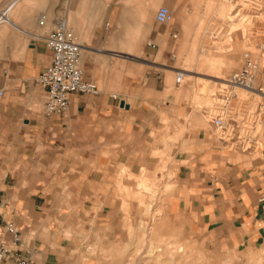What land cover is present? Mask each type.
Instances as JSON below:
<instances>
[{"label":"crops","instance_id":"1","mask_svg":"<svg viewBox=\"0 0 264 264\" xmlns=\"http://www.w3.org/2000/svg\"><path fill=\"white\" fill-rule=\"evenodd\" d=\"M37 2L0 23L1 212L20 230L18 247L35 248L34 264H138L126 217L143 210L128 195L138 193L135 179H165L173 236L189 244L203 235L264 264V148L237 159L214 131L195 127L173 70L141 56L192 37L194 0H73L81 66L99 92L70 93L58 114L44 113L35 76L51 58L37 34L62 3L45 4L44 23L40 12L24 21ZM163 3L167 24L154 15Z\"/></svg>","mask_w":264,"mask_h":264},{"label":"rangeland","instance_id":"2","mask_svg":"<svg viewBox=\"0 0 264 264\" xmlns=\"http://www.w3.org/2000/svg\"><path fill=\"white\" fill-rule=\"evenodd\" d=\"M8 1L3 0L0 7ZM48 2L53 3V6L62 3L63 6L65 0H39L26 10L24 21H30L33 17L35 19L39 12L49 15L44 8ZM25 4L26 0L20 1L9 16L18 21L17 16H23ZM160 5L171 9L168 4ZM65 7L72 29L73 0H68ZM49 10L52 13V9ZM190 18L193 19L191 38L178 37L172 44H167L166 50L159 48L155 53L141 56L146 61L155 58L160 69H175L172 71V81H175L177 70H186L188 73L182 76L178 86L185 93L187 109L194 119L195 127L213 131L214 115L224 113L226 128L223 133H229L232 126L229 119L232 116L229 111L221 110V86L215 79L227 78L232 70L239 67L242 64V52L248 48L258 52L256 84L263 86L264 90V0H194ZM237 92L246 94L257 104L262 102L261 97L242 88H237ZM254 120V117L246 118L237 113V141L233 134L230 137L216 135L223 148L230 150L237 159L248 160L259 155L264 148V113L257 123ZM135 181V191L138 193L128 196L137 200L143 211L126 217V223L132 225L128 232L129 238L136 244L132 248L131 261L139 260L138 264H261L256 254L221 251L213 247L203 235L196 236L197 239L189 244L180 235L173 236V225L164 215V197L170 191L169 183L165 179ZM137 195H142V199Z\"/></svg>","mask_w":264,"mask_h":264},{"label":"built area","instance_id":"3","mask_svg":"<svg viewBox=\"0 0 264 264\" xmlns=\"http://www.w3.org/2000/svg\"><path fill=\"white\" fill-rule=\"evenodd\" d=\"M2 1L0 0V3ZM8 2L2 8L0 7V20L8 19L5 13L15 4L16 0H9ZM47 19V14L40 12L39 20L41 23L48 21ZM171 19L172 13L168 7L162 5L156 9L155 20L157 22L167 24ZM37 35L43 38L46 46L51 51L50 62L35 76L37 83L43 86L45 90L42 102V109L45 114L64 112L69 106L70 93L94 95L99 92L96 82L84 76L81 66L82 45L68 24L66 7L61 6L57 9L52 25L43 33ZM148 44L154 46L151 41ZM257 53L248 48L244 49L242 64L232 70L228 77L224 79V85L220 87V99L223 101L221 110L222 112H230L231 118L235 119L236 123L232 122L229 133H223L226 128L225 115L224 113L215 114L213 131L216 135L230 137L233 134L237 141V113L245 115L246 118L254 117L255 123L260 120L261 114L264 113L263 86L256 84L259 70ZM182 76L183 74L177 70V83L181 81ZM237 88H242L245 91L261 92L262 102L258 103L255 109H252L248 114V103L238 96ZM2 93L3 88L0 86V95ZM113 97L116 98V95H113ZM259 201H264V195L259 197ZM1 204L0 197V264H4L7 256H10L11 264H34L33 254L35 248L25 246L20 249L18 247L21 244L20 230L13 220L3 219Z\"/></svg>","mask_w":264,"mask_h":264},{"label":"bare ground","instance_id":"4","mask_svg":"<svg viewBox=\"0 0 264 264\" xmlns=\"http://www.w3.org/2000/svg\"><path fill=\"white\" fill-rule=\"evenodd\" d=\"M243 1V0H242ZM20 2V0H16V2H15V4L10 8V9H8L7 11H6V17L8 18V19H3V20H0V23H9L10 22V20H9V15H10V11L15 7V5H17L18 3ZM245 2V1H244ZM9 2H7V3H5L3 6H5L6 4H8ZM245 3H247V2H245ZM246 5V4H245ZM2 6V7H3ZM1 7V8H2ZM5 16V15H4ZM48 16V15H47ZM47 20H49V17H48V19ZM67 21H68V19H67ZM69 24V23H68ZM238 24V23H237ZM155 64H159V63H155ZM262 66H264V64L262 65ZM170 70H175V69H171L170 68ZM182 74H183V76L185 75V73H186V71L185 70H182V71H180ZM214 78H217V77H214ZM220 79H225V77H221V78H219L218 77V79H215L216 80V83H219V87L221 86H223L224 85V81L223 80H220ZM248 92H251V93H253L255 96H261L262 95V93L261 92H258V91H254V90H250V91H248ZM264 93V92H263ZM237 94H238V96L240 97V98H242V99H244V100H246L247 101V103H248V114L252 111V109H255V107H256V105H257V102L255 103V101L254 100H252V99H250V97H248L246 94H244V93H241V92H237ZM253 102H254V104H253ZM247 113V112H246ZM249 116V115H248ZM229 121L230 122H233L234 124L236 123V120L235 119H233V118H231L230 117V119H229ZM244 129V128H243ZM239 130H241V128L239 129ZM241 144V143H240ZM239 145V144H238ZM144 204V203H143ZM149 207V206H148Z\"/></svg>","mask_w":264,"mask_h":264},{"label":"water","instance_id":"5","mask_svg":"<svg viewBox=\"0 0 264 264\" xmlns=\"http://www.w3.org/2000/svg\"><path fill=\"white\" fill-rule=\"evenodd\" d=\"M120 104H121V105H123L124 103H123V102H121Z\"/></svg>","mask_w":264,"mask_h":264}]
</instances>
